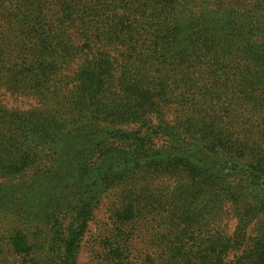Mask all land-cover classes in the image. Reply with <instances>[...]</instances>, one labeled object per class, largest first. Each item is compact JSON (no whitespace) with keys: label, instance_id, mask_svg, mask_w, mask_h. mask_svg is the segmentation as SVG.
Instances as JSON below:
<instances>
[{"label":"trees","instance_id":"16d2710c","mask_svg":"<svg viewBox=\"0 0 264 264\" xmlns=\"http://www.w3.org/2000/svg\"><path fill=\"white\" fill-rule=\"evenodd\" d=\"M0 90V264H264V0H0Z\"/></svg>","mask_w":264,"mask_h":264},{"label":"rangeland","instance_id":"374dc122","mask_svg":"<svg viewBox=\"0 0 264 264\" xmlns=\"http://www.w3.org/2000/svg\"><path fill=\"white\" fill-rule=\"evenodd\" d=\"M0 101L11 108L28 109L31 106H36V102L31 98L19 95H11L10 93L4 92L3 90H0ZM115 192L116 189L107 192L96 206L93 216L88 223V229L81 242L77 264H101V241L110 226L107 207L109 202L114 199ZM224 222L228 224L227 231L231 233L235 225V219L231 215H227L224 218ZM146 239L147 238L136 239L135 242L139 249H145V246L148 244L149 240Z\"/></svg>","mask_w":264,"mask_h":264}]
</instances>
